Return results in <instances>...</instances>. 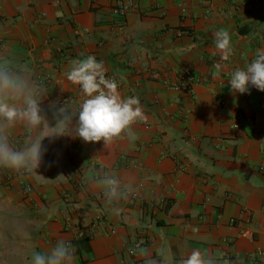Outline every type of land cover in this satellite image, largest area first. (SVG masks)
<instances>
[{"label":"crops","instance_id":"0c3cea01","mask_svg":"<svg viewBox=\"0 0 264 264\" xmlns=\"http://www.w3.org/2000/svg\"><path fill=\"white\" fill-rule=\"evenodd\" d=\"M113 6L0 0V56L45 79L40 107L50 127L54 102L75 109L85 98L66 73L89 55L146 116L108 147L46 137L32 173L0 168V264H31L34 253L72 239L75 225L91 232L74 264H145L141 248L163 264H179L194 249L219 264H264V92L249 85L233 93L229 82L264 49V0H134L122 29ZM221 29L231 36L227 61L214 46ZM217 62L225 67L214 76ZM185 66L206 80L171 88ZM77 121L78 113L73 129ZM25 135L17 124L13 146L22 148ZM90 171L130 184L128 199L114 205L118 214L90 183Z\"/></svg>","mask_w":264,"mask_h":264},{"label":"clouds","instance_id":"9594fccd","mask_svg":"<svg viewBox=\"0 0 264 264\" xmlns=\"http://www.w3.org/2000/svg\"><path fill=\"white\" fill-rule=\"evenodd\" d=\"M215 49L220 59L227 61L232 53L231 36L227 30L214 33ZM225 65L217 62L213 65V75L220 74ZM66 78L72 84L79 85L85 97L78 108L68 103L56 107L55 127H50L41 115L42 98L46 95L44 86L36 81L26 67L18 65L9 56H0V168L13 170L21 175L36 170L42 160V141L46 137L74 135L85 142H104L106 147L121 139L138 121L146 119L138 98L123 97L119 84L114 78L106 76V69L95 56L73 60ZM233 93L244 94L249 85L264 92V49L256 52L255 58L243 69H236L230 75ZM78 113L76 127H71L73 116ZM17 124L26 129L23 147L17 149L10 140V131ZM39 131V134H35ZM90 183L102 193L105 203L112 211L120 201L128 199L130 184L121 180L114 172H92L88 174ZM145 264H163L162 259L153 258L146 249H140ZM75 247L70 242L58 241L48 253L36 252L31 264H74ZM179 264H219L218 258L207 251L194 249Z\"/></svg>","mask_w":264,"mask_h":264},{"label":"built area","instance_id":"2783aa9c","mask_svg":"<svg viewBox=\"0 0 264 264\" xmlns=\"http://www.w3.org/2000/svg\"><path fill=\"white\" fill-rule=\"evenodd\" d=\"M134 4V0H114V6H113V13L117 17V25L119 28H125L127 24V15L130 6ZM0 42H2V38L0 37ZM132 61H136V59H133ZM108 78H114L118 82L120 86V81L117 79V77L113 74L106 75ZM206 78L204 77H198L195 75L194 69L191 66H185L182 69L181 75L179 77V80L175 83L170 84L169 86L175 90L180 89H190L193 83L205 81ZM40 83H45L44 78H39L38 80ZM17 140V139H15ZM25 191L30 192V188H26ZM137 193H131V197H136ZM166 203V201H164ZM163 202V206L165 205ZM74 237L72 239L65 240L66 242H70L75 247V254L79 251V244L80 240L88 235L89 232H91L90 229H88L86 226L82 225H75L74 226ZM140 244L139 242L134 243L132 251H134V248H139Z\"/></svg>","mask_w":264,"mask_h":264},{"label":"trees","instance_id":"16d2710c","mask_svg":"<svg viewBox=\"0 0 264 264\" xmlns=\"http://www.w3.org/2000/svg\"><path fill=\"white\" fill-rule=\"evenodd\" d=\"M86 240H87V238H85L83 241H81V247H82V244H83V245H86V244H85ZM79 246H80V244H79ZM81 247H80V249H81ZM80 249H78V250H80Z\"/></svg>","mask_w":264,"mask_h":264}]
</instances>
